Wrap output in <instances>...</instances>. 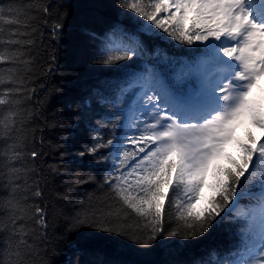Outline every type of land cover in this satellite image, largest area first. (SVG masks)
Here are the masks:
<instances>
[{"label":"snow or ice","instance_id":"6c2138e0","mask_svg":"<svg viewBox=\"0 0 264 264\" xmlns=\"http://www.w3.org/2000/svg\"><path fill=\"white\" fill-rule=\"evenodd\" d=\"M119 7L131 10L148 23L135 21V28L130 29L124 21L114 19L100 35L86 31L101 57L98 64L119 71L122 62L144 57L148 61L134 77L98 80L83 90L77 103L78 115L85 131L95 135L88 137L79 155L95 157L101 149L111 150L113 145L128 147L122 154L119 148L114 152V159L119 161L114 170L119 174L104 177L103 186L109 189L105 199L93 203L87 197L86 205L83 200L77 202L74 195L58 197L65 208L56 244L66 243L69 250L77 249L73 237L89 228L126 236L144 246L165 235L188 241L204 236L213 226H224L227 220V247L222 251L212 249L210 258H202L199 264H264V0H152L148 5H142L141 0H120ZM40 10L48 14L50 8ZM13 11L0 5V22L28 26V20L21 21L19 14L12 17ZM64 27L60 22L53 25L54 39L62 38ZM169 38L187 45V55L169 56L155 44L157 40L170 42ZM23 56L20 51L0 52V62L28 65L30 61ZM153 60L156 63H151ZM161 64L168 67L167 73ZM11 91L6 89L4 95ZM15 91L21 94L23 89L17 87ZM130 92L136 108L147 119L129 116V120H136L128 125L133 134L117 137V124L109 113L105 119L113 135L101 142L103 138L92 125L96 109L111 106L124 115L120 105ZM4 103L0 99V105ZM20 115L10 111L0 119V139L5 141L0 150V174L7 178L13 193L20 188L23 170V166L15 164L26 153L23 145L8 141L18 123L23 124L22 119L18 121ZM253 128L259 129V136L254 135ZM232 147L239 159L229 150ZM27 155L35 160L40 153L33 150ZM90 164L88 161L79 165L85 171L75 176L77 190L96 181L88 174ZM125 168L127 171L122 172ZM132 176L135 179L129 180ZM172 192L177 193L179 223L167 230L164 215ZM33 194L40 197L43 193L37 186ZM245 198L249 203L242 206ZM2 204L12 213L11 236L15 242L11 237L5 241L0 264H26L32 245L27 242L23 215H15L23 209L14 198ZM132 214L141 221L136 229L124 227ZM35 216V223L47 229L44 209L36 206ZM45 264L73 261L50 258Z\"/></svg>","mask_w":264,"mask_h":264},{"label":"trees","instance_id":"16d2710c","mask_svg":"<svg viewBox=\"0 0 264 264\" xmlns=\"http://www.w3.org/2000/svg\"><path fill=\"white\" fill-rule=\"evenodd\" d=\"M119 3L120 0H0V5L5 10L9 7L14 9L12 17L19 14L21 21L28 20V26L0 22V52L20 51L24 53L22 59L30 61L28 65L19 61L0 62V99L6 101L0 105V119L10 111L20 112L18 121L22 119L23 124L21 126L18 123L8 143L23 145L26 153L15 164L18 168L23 166L20 188L15 193L7 186V178L0 174V250H3L9 237L15 242V237L11 236L12 213L2 204V201L14 198L23 209L15 215H23L22 223L27 233V242L32 245L30 254L25 257L26 264H45L50 258L71 259L73 264H199L202 258L205 261L210 258L208 253L212 249L222 251L229 243L226 220L224 226H213L204 236L188 241L165 235L151 245L144 246L128 240L126 236H115L89 228L73 237L72 243L77 245V249L69 250L66 243L56 244L60 239L57 229L60 228L61 213L65 208V204L58 197L67 193L74 195L77 202L83 200L87 205L86 198L91 197L95 203L105 199L109 193V189L103 186L104 177L119 174L114 170L119 167V161L113 160L112 148L101 149L95 157L79 155L81 147L88 143V137L95 133L85 131L77 108L79 98L88 86L98 80L117 81L134 77L143 70L144 63L148 61V57H144L143 60L122 62L119 71L98 64L101 57L97 55V48L88 40L85 32L100 35L114 19L124 21L130 29L136 26L134 12L120 8ZM62 4H70L71 8H62ZM44 6H49L48 14L40 10ZM5 15H8L7 11ZM56 22L65 25L60 39L53 38L52 28ZM14 31L16 35L12 34ZM10 40L32 43H6ZM169 41L157 40L155 44L169 56L187 55V45H179L171 39ZM10 79L12 83L8 82ZM17 87L23 89L21 94L16 93ZM6 89H11V94L4 95ZM130 100L128 93L124 103L120 105L124 115L111 106L96 109L92 125L103 138L101 142H106L113 135V129L105 119L109 113L117 124V137L126 134V127L121 126V122L129 112ZM71 141L77 143L72 144ZM4 147L5 141L0 139V150ZM125 147L128 146L120 150L121 154ZM33 150L40 153L35 160L27 155ZM230 151L239 159L237 150ZM88 161H91L88 174L97 179L90 187L77 190L75 176L77 172L85 171L79 165ZM2 165L3 158L0 153V169ZM53 168L57 171L53 172ZM28 169L35 171L27 172ZM134 179V176L129 177V180ZM37 186L43 193L40 197L33 194ZM176 200L177 193L172 192L164 215L167 230L176 228L179 223ZM248 203L247 198L241 201L242 206ZM36 206L45 211L47 229L35 223ZM139 224L140 219L132 214L125 221L124 227L136 229Z\"/></svg>","mask_w":264,"mask_h":264},{"label":"rangeland","instance_id":"374dc122","mask_svg":"<svg viewBox=\"0 0 264 264\" xmlns=\"http://www.w3.org/2000/svg\"><path fill=\"white\" fill-rule=\"evenodd\" d=\"M146 1V2H145ZM152 2V0H141V3L142 5H148ZM147 10H151V9H147ZM136 18H137V21H139L141 24H147L148 21L144 20L142 17H138L136 13H134ZM157 32H160L159 29L156 30ZM171 39V38H169ZM140 120H144V119H147V117L143 116V115H140L139 117ZM148 122H151V120L149 119ZM256 129V128H255ZM231 149H235L234 147L230 148L229 150Z\"/></svg>","mask_w":264,"mask_h":264}]
</instances>
